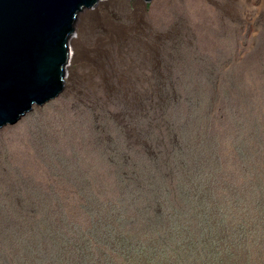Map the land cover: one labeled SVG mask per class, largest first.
Wrapping results in <instances>:
<instances>
[{
  "label": "rangeland",
  "instance_id": "1",
  "mask_svg": "<svg viewBox=\"0 0 264 264\" xmlns=\"http://www.w3.org/2000/svg\"><path fill=\"white\" fill-rule=\"evenodd\" d=\"M76 34L57 103L0 130L4 245L16 210L40 220L24 218L44 237L45 203L66 183L72 224L96 237L85 238L94 252L113 242L96 236L104 215L111 227H137L130 233L143 250L162 238L175 248L186 232L202 237L208 263L223 241L203 227L235 213L245 216L235 234L263 235L264 0H110L82 12ZM93 193L107 202L98 215L83 200ZM121 204L132 211L107 218ZM102 251L123 262L115 248Z\"/></svg>",
  "mask_w": 264,
  "mask_h": 264
},
{
  "label": "trees",
  "instance_id": "2",
  "mask_svg": "<svg viewBox=\"0 0 264 264\" xmlns=\"http://www.w3.org/2000/svg\"><path fill=\"white\" fill-rule=\"evenodd\" d=\"M215 144L219 143L215 141ZM236 153L241 156L244 153L242 147H237ZM81 181L82 178L77 176L75 184L81 183ZM255 181L260 185L259 173H257ZM70 182L73 184V179ZM82 183L84 182L82 181ZM88 185L89 182L87 186L81 187L77 191L78 194L86 195L83 192H85V188H88ZM67 186L68 184L66 183L64 187L67 192L65 194L60 192V187L58 193L55 192V199L45 203L47 210L44 213L45 220L41 231L44 237L40 234V237L36 239L33 227L24 219L25 217H30V212H23L28 215L26 216L20 215L22 213L18 210L13 211L14 220L8 227L7 245H4L0 239V264H264V234L262 235L259 231L258 238L255 240H251L248 233L246 234L245 232L235 234L240 229H244L245 218L244 215L235 213L227 217L226 221L222 223L224 225L222 226L221 224L219 228H216L214 223L209 228L203 227L204 231L211 232L214 237H218L223 241L217 251L211 249V263H208L205 258L202 259L200 256L202 247L205 248V245L199 242L202 237H190L188 232L185 231L187 233V241L175 242V248L172 243L168 242L164 246L165 238H162V245L152 242L143 250V248L139 247L137 239L133 242L135 235L130 233L132 230H138L137 227L132 226L129 230H122L121 227L116 225L111 227L105 215L101 217L105 227L101 222V229H99L100 231L96 236H101L105 239V236H108L106 241L113 242L100 247L94 252V241L90 242L85 238L86 234L93 238L96 237L92 235L91 231H82V224H72L71 216L74 210L70 209H74V206H67L64 204V200H67L66 197L73 194V185ZM95 197L96 195L93 193L85 198L86 200L83 199L85 202L87 201L88 207L94 213H96V206H99L102 210V208L105 209L107 203L102 205ZM94 200L96 202H93ZM56 201L57 204L53 205ZM195 206L200 207L199 205ZM181 208L182 210H187L186 201L182 202ZM126 211H132V208L126 209L121 204L119 212L112 213L114 210H107L109 212L107 218L117 219L120 214ZM261 214L264 218V207L261 208ZM30 218L35 220L34 216ZM101 218L99 219L100 221ZM28 220L32 224L40 225V220H35L34 223L29 218ZM15 222L17 223L12 225ZM151 223H155V219H152ZM166 231L167 228L163 233ZM156 236L153 238H156ZM109 246L116 249L115 253L123 260L122 263H118L115 257L110 259L102 251V249H107ZM133 253H138V255ZM14 257L15 261H10Z\"/></svg>",
  "mask_w": 264,
  "mask_h": 264
},
{
  "label": "water",
  "instance_id": "3",
  "mask_svg": "<svg viewBox=\"0 0 264 264\" xmlns=\"http://www.w3.org/2000/svg\"><path fill=\"white\" fill-rule=\"evenodd\" d=\"M110 0H0V130L56 104L69 72L68 44L86 14ZM154 6L155 0H115Z\"/></svg>",
  "mask_w": 264,
  "mask_h": 264
},
{
  "label": "bare ground",
  "instance_id": "4",
  "mask_svg": "<svg viewBox=\"0 0 264 264\" xmlns=\"http://www.w3.org/2000/svg\"><path fill=\"white\" fill-rule=\"evenodd\" d=\"M99 5L102 6V5H104V4H99ZM112 29L114 30L115 28L113 27ZM78 39H79L78 34H76V37L73 38L74 44H75V43H78Z\"/></svg>",
  "mask_w": 264,
  "mask_h": 264
}]
</instances>
